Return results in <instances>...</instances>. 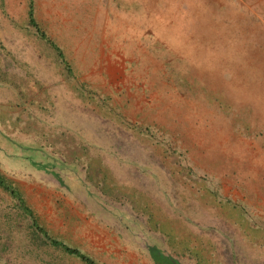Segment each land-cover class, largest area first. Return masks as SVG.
Wrapping results in <instances>:
<instances>
[{"label": "rangeland", "instance_id": "374dc122", "mask_svg": "<svg viewBox=\"0 0 264 264\" xmlns=\"http://www.w3.org/2000/svg\"><path fill=\"white\" fill-rule=\"evenodd\" d=\"M0 173V264H264V0H0Z\"/></svg>", "mask_w": 264, "mask_h": 264}, {"label": "trees", "instance_id": "16d2710c", "mask_svg": "<svg viewBox=\"0 0 264 264\" xmlns=\"http://www.w3.org/2000/svg\"><path fill=\"white\" fill-rule=\"evenodd\" d=\"M29 17H30V21L32 23H34V18L32 16V11H31V5H30V9H29ZM32 163L35 164V165H38L40 168L43 166V165L41 166V164L37 160H35V159L32 160ZM0 184L3 185L8 190H10V192H12L13 194H16V191L10 186L9 183L6 182V180L1 175V173H0ZM37 229L40 231V233L43 234L44 238H42V239H44L43 240L44 243H49L51 245L60 246L64 250H66L68 252H72V253H75V254L79 255L82 259H84L89 264H96V262H94L89 256H87L86 254H84L83 252H81L76 247L69 246V245L63 243L62 241H60V240H58L56 238H53V237L49 236L47 234V231L44 228H42L41 226H37ZM146 249H147V252L150 255V257L155 262L160 263V264H174L173 257L170 254L165 253L158 246V244L156 242L148 243L146 245Z\"/></svg>", "mask_w": 264, "mask_h": 264}]
</instances>
